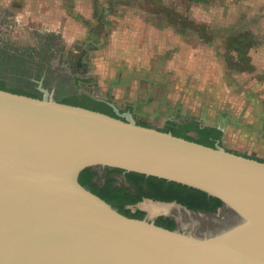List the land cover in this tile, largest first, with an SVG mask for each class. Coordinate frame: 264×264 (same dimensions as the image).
Here are the masks:
<instances>
[{
  "label": "water",
  "instance_id": "95a60500",
  "mask_svg": "<svg viewBox=\"0 0 264 264\" xmlns=\"http://www.w3.org/2000/svg\"><path fill=\"white\" fill-rule=\"evenodd\" d=\"M39 90H0V264H264V161L139 125L110 101L92 97L115 116ZM86 169L100 180L122 171L117 185L154 177L222 205L144 199L129 209L145 216L128 218L81 186Z\"/></svg>",
  "mask_w": 264,
  "mask_h": 264
},
{
  "label": "rangeland",
  "instance_id": "374dc122",
  "mask_svg": "<svg viewBox=\"0 0 264 264\" xmlns=\"http://www.w3.org/2000/svg\"><path fill=\"white\" fill-rule=\"evenodd\" d=\"M123 1L150 15L146 31L126 14L101 15L95 8L78 16L74 0H0V37L27 51L21 67H0V88L42 97L34 73L45 77L42 88L58 102L110 101L152 128L192 121L228 126L225 149L264 161V93L260 83L248 87L249 79L262 82L264 74L244 52L253 38L236 33L239 0ZM39 14L46 20L31 19ZM243 74L244 84L234 86Z\"/></svg>",
  "mask_w": 264,
  "mask_h": 264
},
{
  "label": "trees",
  "instance_id": "16d2710c",
  "mask_svg": "<svg viewBox=\"0 0 264 264\" xmlns=\"http://www.w3.org/2000/svg\"><path fill=\"white\" fill-rule=\"evenodd\" d=\"M192 2L201 3L203 0H192ZM245 38L251 39L249 36H245ZM240 43L241 41L239 44ZM250 46H248L247 50L244 52H247ZM0 90H5V88H0ZM12 93L26 95L33 98H41L24 94L23 92ZM61 103L79 106L115 116L112 108L106 103L99 102L91 97H85L82 103L75 101H63ZM139 125L151 127L145 124ZM162 131L171 132L175 136L195 141L209 147H215L217 141L221 140L223 137V133L216 127H205L196 121L185 124L168 122L166 128ZM192 133L197 134L200 139L197 140L191 137L190 134ZM122 174L123 173L120 170H108L103 178L105 181L104 184L97 185L93 183V179L97 176V173L92 169H86L81 172L79 183L83 188L109 204L116 212L132 219H142L145 216L141 211L133 213L132 210L128 208L138 204L144 198L163 202L177 201L192 210H205L208 212L216 211L222 205L219 199L210 197L202 191L176 183H169L165 180L154 177H146L145 175L137 173H129L125 175L123 177L125 181L124 184L117 185L116 176H121ZM157 225L171 231L175 228V223L173 221L164 218H159L157 220Z\"/></svg>",
  "mask_w": 264,
  "mask_h": 264
},
{
  "label": "crops",
  "instance_id": "0c3cea01",
  "mask_svg": "<svg viewBox=\"0 0 264 264\" xmlns=\"http://www.w3.org/2000/svg\"><path fill=\"white\" fill-rule=\"evenodd\" d=\"M55 1L56 4L58 5H62V3L64 2V0H55ZM122 1L123 0H74L75 3L73 4V6L74 7L77 6L75 10L79 14L78 16H90L93 14L95 8L100 10V13L102 12L101 15H109V16L117 15L121 17L123 16V14H126L127 20L135 18L136 24L140 23L138 28H140V30L142 31H146L148 27L144 23L145 21H148L150 19L149 17L150 15H147L146 11L142 10L141 8H138L136 10L131 9L130 6L132 4ZM32 2H30L29 6L32 4ZM104 6H106L107 8H105ZM117 6H119L120 8L119 9L113 8ZM121 7L123 9H121ZM238 8L240 11L238 12V15L237 16L235 15L236 17H234V22H237L239 26V28H237L236 30V33L247 34L249 38L251 39L253 38L251 46L246 52V55L250 64L254 67V69H256V72H262L264 74V0H239ZM253 11L255 12V14ZM256 11L258 12V14H256ZM29 15H32V12ZM37 16H39L38 19L35 18L36 16L34 15L31 16V19L38 21L46 20L44 14H39ZM57 20L59 21L62 19H57ZM256 72H254L253 74H257ZM236 78L237 81L234 82V86L237 87L238 85L244 84V82H240V80L245 79L244 74L238 75L236 76ZM249 80H251V82L248 83V87L249 85L260 83L259 85H261L262 87L261 92L264 93V78L262 79V82L258 81V83L254 82L255 79H249ZM257 94L259 93L254 94V96L255 95L258 96ZM235 95L236 97H239V94H235ZM256 96L254 98H256ZM259 96L261 98L260 100L264 101V98L261 97L262 96L261 93ZM222 127L225 128L224 134L229 136L230 132L228 126H222Z\"/></svg>",
  "mask_w": 264,
  "mask_h": 264
},
{
  "label": "flooded vegetation",
  "instance_id": "af4514ba",
  "mask_svg": "<svg viewBox=\"0 0 264 264\" xmlns=\"http://www.w3.org/2000/svg\"><path fill=\"white\" fill-rule=\"evenodd\" d=\"M52 36L53 35H50V38ZM26 55H27V51L25 49L12 44L10 39H5L4 37H0V67H2V68L6 67L8 69L10 68V66L21 67L22 62L24 63V61L27 59ZM22 69H23V71L21 70V72H24V74H26L28 72V69L25 66ZM31 77H32V82L38 86L37 89L40 92L39 86H40V83H43L45 81V77L42 76V77L38 78L34 75V73L31 74ZM220 141L222 143V138ZM100 174L101 173H97V176L93 179V183H95L97 185L104 184L105 181L104 180L101 181L99 178L101 176ZM144 199H148V198H144ZM137 211L143 212L140 209H138ZM132 212L136 213L134 211H132ZM161 218H163V217H161Z\"/></svg>",
  "mask_w": 264,
  "mask_h": 264
}]
</instances>
